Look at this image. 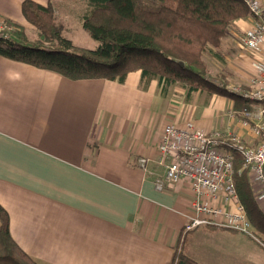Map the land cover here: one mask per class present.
Masks as SVG:
<instances>
[{
  "label": "crops",
  "instance_id": "0c3cea01",
  "mask_svg": "<svg viewBox=\"0 0 264 264\" xmlns=\"http://www.w3.org/2000/svg\"><path fill=\"white\" fill-rule=\"evenodd\" d=\"M22 1L0 0V16L25 26ZM252 24L247 14L228 32L247 33ZM237 52L226 59L249 88L260 51ZM159 89L157 78L142 88L140 71L123 83L71 80L0 56V206L22 251L42 264H169L175 252L194 264H264V249L240 232L205 225L183 233L190 186L156 190L153 183L164 174L157 143L165 125L217 130L256 147L245 113H256L258 103L245 110L244 99L228 93L186 99L176 83L165 94ZM139 157L147 159L143 169ZM251 226L264 240V222Z\"/></svg>",
  "mask_w": 264,
  "mask_h": 264
},
{
  "label": "trees",
  "instance_id": "16d2710c",
  "mask_svg": "<svg viewBox=\"0 0 264 264\" xmlns=\"http://www.w3.org/2000/svg\"><path fill=\"white\" fill-rule=\"evenodd\" d=\"M82 28L93 38L94 48L75 45L63 36L55 15L58 3L38 4L23 0L21 13L36 29L29 36L25 26L6 20L11 27L0 38V56L33 67L56 72L71 80L106 79L123 83L127 73L141 72V87L157 78L161 94L169 84L185 88V98L193 93L226 94L243 99L228 90L226 75L219 73L222 85L203 79L207 72L205 55L213 52L228 34L235 20L244 18L248 8L242 0H81ZM220 56V55H219ZM237 99V100H236ZM245 110L249 101L243 100ZM251 103V102H250ZM221 140H225L221 137ZM233 160V180L249 222L258 230L264 222L241 171L242 154L229 143ZM264 233V230H261ZM264 249V240L255 241ZM0 264H42L22 251L9 233V219L0 206ZM169 264H194L175 252Z\"/></svg>",
  "mask_w": 264,
  "mask_h": 264
},
{
  "label": "built area",
  "instance_id": "2783aa9c",
  "mask_svg": "<svg viewBox=\"0 0 264 264\" xmlns=\"http://www.w3.org/2000/svg\"><path fill=\"white\" fill-rule=\"evenodd\" d=\"M242 1L248 8L253 24L240 42L248 53L259 49L260 56L252 62V89L227 88L246 101L258 103L256 113H245L253 121L251 131L258 139V145L243 146L236 135L221 140V133L217 130L204 133L192 126L167 124L157 143L159 163L163 166L164 174L153 183L156 190L180 181L190 186L194 195L190 204L192 214L183 227V233L200 226L216 225L262 242L239 201L233 180V153L230 148H224L226 141L242 154V164L237 172L247 173L255 188L254 201L264 212V19L261 16L264 4L260 0ZM10 28L0 17V38L7 37ZM146 161L145 157H139L137 166L143 169Z\"/></svg>",
  "mask_w": 264,
  "mask_h": 264
},
{
  "label": "rangeland",
  "instance_id": "374dc122",
  "mask_svg": "<svg viewBox=\"0 0 264 264\" xmlns=\"http://www.w3.org/2000/svg\"><path fill=\"white\" fill-rule=\"evenodd\" d=\"M83 7L81 0H64L59 2L55 7V15L58 20L57 24L63 36L69 38L75 45L83 48H94L97 42L90 37L80 23V16L84 11ZM25 30L29 36H34L36 31L35 27L27 22L25 23ZM245 33L246 32L241 33L236 31L228 32L226 37L222 39L220 45L214 49L220 56H214L213 52L205 55V62L207 64V72L203 75L205 81L216 85H222L223 82L226 81V85L229 89H242L246 91L252 89L253 86L250 85L249 88H246L243 86L245 84L233 77V72L229 66L231 63L226 59L228 55L238 54L237 51L243 50V47H240V41L244 38ZM235 44L239 48H235ZM221 72H223V75H226L225 81L218 77ZM250 82L252 83L251 80ZM172 95L176 97L175 93H172ZM200 99L201 98H198V101ZM242 145L247 146L243 143Z\"/></svg>",
  "mask_w": 264,
  "mask_h": 264
}]
</instances>
